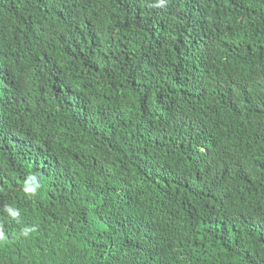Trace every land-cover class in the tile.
<instances>
[{"label":"trees","instance_id":"1","mask_svg":"<svg viewBox=\"0 0 264 264\" xmlns=\"http://www.w3.org/2000/svg\"><path fill=\"white\" fill-rule=\"evenodd\" d=\"M0 264H264V0H0Z\"/></svg>","mask_w":264,"mask_h":264},{"label":"clouds","instance_id":"2","mask_svg":"<svg viewBox=\"0 0 264 264\" xmlns=\"http://www.w3.org/2000/svg\"><path fill=\"white\" fill-rule=\"evenodd\" d=\"M26 191H28V192H34L35 189L34 188H28V189H26Z\"/></svg>","mask_w":264,"mask_h":264}]
</instances>
